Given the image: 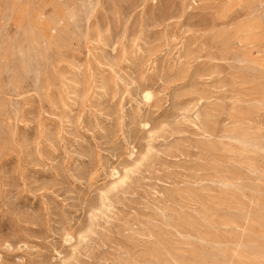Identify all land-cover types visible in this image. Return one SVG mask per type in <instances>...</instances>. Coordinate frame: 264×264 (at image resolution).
<instances>
[{"label":"rangeland","instance_id":"obj_1","mask_svg":"<svg viewBox=\"0 0 264 264\" xmlns=\"http://www.w3.org/2000/svg\"><path fill=\"white\" fill-rule=\"evenodd\" d=\"M0 264H264V0H0Z\"/></svg>","mask_w":264,"mask_h":264}]
</instances>
